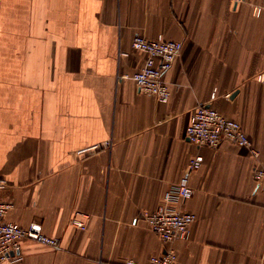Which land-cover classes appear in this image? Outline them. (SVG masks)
<instances>
[{
	"label": "crops",
	"instance_id": "obj_1",
	"mask_svg": "<svg viewBox=\"0 0 264 264\" xmlns=\"http://www.w3.org/2000/svg\"><path fill=\"white\" fill-rule=\"evenodd\" d=\"M181 42L166 102L139 92L135 35ZM264 0H0V200L5 220L38 222L56 247L22 240L0 264H264ZM214 93V96H211ZM236 120L251 150L197 146L198 105ZM105 142H108L105 145ZM188 174L195 215L164 243L143 219ZM77 218L84 224L72 223Z\"/></svg>",
	"mask_w": 264,
	"mask_h": 264
},
{
	"label": "built area",
	"instance_id": "obj_2",
	"mask_svg": "<svg viewBox=\"0 0 264 264\" xmlns=\"http://www.w3.org/2000/svg\"><path fill=\"white\" fill-rule=\"evenodd\" d=\"M131 45L135 50L145 54L142 66L132 76L137 89L139 92L153 96L159 102H166L170 90L164 74L179 55L181 42L166 39L161 34L155 38L135 35ZM257 79L264 81V68ZM211 96H214V93ZM185 138L194 145L209 147H215L225 139L249 148L253 156H258L257 150L252 147L240 123L224 116L210 105L201 104L194 109L185 128ZM107 144L108 142H105V145ZM200 165V157H191L187 172L164 193L162 201L154 210L144 214L146 227L158 235L164 243L185 239L188 236L189 226L195 215L183 210L181 205L192 196L188 174ZM253 176L258 187L264 191V161H259L254 166ZM5 186L6 182L0 179V189ZM11 207L10 202L0 200V263L18 261L21 242L25 239L52 247L58 245V239L44 234L38 222L20 226L6 221L5 215ZM72 223L78 228H84L83 222L77 218H73ZM176 262L175 251L165 247L162 253L151 255L145 264H176ZM126 264H132V261L127 260Z\"/></svg>",
	"mask_w": 264,
	"mask_h": 264
}]
</instances>
